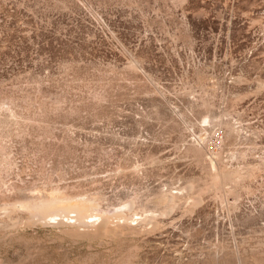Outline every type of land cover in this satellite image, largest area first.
<instances>
[{
    "label": "rangeland",
    "instance_id": "1",
    "mask_svg": "<svg viewBox=\"0 0 264 264\" xmlns=\"http://www.w3.org/2000/svg\"><path fill=\"white\" fill-rule=\"evenodd\" d=\"M0 264H264V0H0Z\"/></svg>",
    "mask_w": 264,
    "mask_h": 264
},
{
    "label": "built area",
    "instance_id": "2",
    "mask_svg": "<svg viewBox=\"0 0 264 264\" xmlns=\"http://www.w3.org/2000/svg\"><path fill=\"white\" fill-rule=\"evenodd\" d=\"M223 137V129L220 126L213 127L207 136L206 145L215 148L220 145Z\"/></svg>",
    "mask_w": 264,
    "mask_h": 264
},
{
    "label": "bare ground",
    "instance_id": "3",
    "mask_svg": "<svg viewBox=\"0 0 264 264\" xmlns=\"http://www.w3.org/2000/svg\"><path fill=\"white\" fill-rule=\"evenodd\" d=\"M222 175V174H221ZM220 176V175H219ZM222 176H224V175H222ZM106 221V220H105ZM105 221H102V223L100 224V227L101 228H105ZM100 227H99V229H100ZM107 228V227H106ZM101 230V229H100Z\"/></svg>",
    "mask_w": 264,
    "mask_h": 264
}]
</instances>
